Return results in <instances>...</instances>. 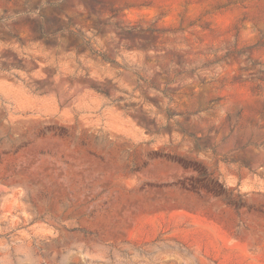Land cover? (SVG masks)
<instances>
[{"label": "rangeland", "instance_id": "1", "mask_svg": "<svg viewBox=\"0 0 264 264\" xmlns=\"http://www.w3.org/2000/svg\"><path fill=\"white\" fill-rule=\"evenodd\" d=\"M0 264H264V0H0Z\"/></svg>", "mask_w": 264, "mask_h": 264}]
</instances>
